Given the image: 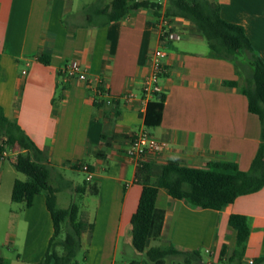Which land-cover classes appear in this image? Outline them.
I'll list each match as a JSON object with an SVG mask.
<instances>
[{
    "label": "crops",
    "instance_id": "crops-1",
    "mask_svg": "<svg viewBox=\"0 0 264 264\" xmlns=\"http://www.w3.org/2000/svg\"><path fill=\"white\" fill-rule=\"evenodd\" d=\"M210 1L224 20L243 27L264 62V0ZM149 2H161L164 15L167 0ZM93 3L0 0V106L45 152L56 168L54 176L62 175L78 194V218L88 227L81 234L77 264H140L125 258L133 246L129 222L141 193L136 164L126 156L131 136L146 130L167 142L150 159L157 165L177 161L204 168L227 161L245 171L260 142V121L248 110L234 65L212 57L189 20L167 18L178 35L172 40L160 35L159 17L151 6L132 8L102 26H88L83 10ZM158 48L166 52L157 81L163 109L160 124L148 127L143 116L155 96L143 95L142 82L151 71L150 55ZM42 56L49 58L48 64L39 60ZM74 61L87 70V81L63 74L65 65ZM13 161L0 163V190L3 176H9L10 201L13 182L20 179ZM82 164L89 166L93 178L75 185L63 172L84 174ZM20 204L9 205L4 243L9 242L13 253L8 262L0 256L7 264H36L52 235V219L43 193L34 195L29 208ZM155 209L163 215L161 234L150 238L146 248L197 251L199 260L189 264H264V185L221 210L193 208L159 188ZM231 214L246 216L250 226L240 261L231 260L236 247V230L228 224Z\"/></svg>",
    "mask_w": 264,
    "mask_h": 264
},
{
    "label": "trees",
    "instance_id": "trees-1",
    "mask_svg": "<svg viewBox=\"0 0 264 264\" xmlns=\"http://www.w3.org/2000/svg\"><path fill=\"white\" fill-rule=\"evenodd\" d=\"M104 0L84 8L83 14L88 26H102L117 21L132 8L151 6L158 18L161 5L149 0ZM164 17H178L189 20L196 31L207 42L212 57L230 61L236 74L242 79L241 91L247 98L249 112L256 114L260 121V142L248 170H240L236 163L210 162L204 168L182 165L177 161L154 164L150 161L136 165L135 179L141 185L137 208L129 222V236L135 250L144 252L142 264H165L169 255L186 256V262L199 260L197 251H187L159 246L146 248L150 238L160 237L163 215L155 209L159 188L165 189L172 199L183 200L189 206L199 209L221 210L238 196L258 191L264 185V62L254 51L243 27L221 17L218 5L210 0H167ZM43 64L49 63L47 56L39 57ZM234 84L235 82H230ZM99 90H101L99 88ZM155 99L146 104L143 123L148 127L161 122L163 94L154 93ZM99 104L96 102L95 106ZM18 150L12 162L16 171L25 179H15L11 189V201L23 203L29 208L35 194L45 195L46 208L50 213L53 232L47 249L36 264H77L76 256L81 249V234L88 227L78 218V205L71 203L68 208H57L56 193L63 187L50 181L62 180L54 176L56 168L51 166L45 152L39 149L14 120L4 114L0 106V138ZM81 166V165H80ZM82 191L84 189H81ZM91 192L96 187H90ZM228 224L236 230V247L231 260L240 261L250 226L246 216L231 214ZM264 259V257L262 258ZM239 263V262H238ZM0 264H7L0 256Z\"/></svg>",
    "mask_w": 264,
    "mask_h": 264
},
{
    "label": "built area",
    "instance_id": "built-area-1",
    "mask_svg": "<svg viewBox=\"0 0 264 264\" xmlns=\"http://www.w3.org/2000/svg\"><path fill=\"white\" fill-rule=\"evenodd\" d=\"M161 5V2H159ZM157 28L161 36L165 39L172 40L178 38V35L171 30L169 22L164 15L159 16L157 21ZM166 52L161 49H155L150 55L151 71L143 79L142 93L145 96H153L157 92V81L164 71L162 59L165 57ZM63 74L70 79H77L80 81H87V70L82 67L78 62H71L62 70ZM132 94H125L124 97H130ZM108 103L111 101L108 100ZM4 137L0 138V163L9 159L15 160L18 150L10 147ZM167 147V142L159 140L152 136L146 130H139L135 132L128 143L126 148V156L133 161L136 165L150 161L153 155L162 152ZM80 170L85 174V180L91 181L93 173L89 166L82 164ZM252 263V261H250Z\"/></svg>",
    "mask_w": 264,
    "mask_h": 264
},
{
    "label": "rangeland",
    "instance_id": "rangeland-1",
    "mask_svg": "<svg viewBox=\"0 0 264 264\" xmlns=\"http://www.w3.org/2000/svg\"><path fill=\"white\" fill-rule=\"evenodd\" d=\"M95 3L96 0H93ZM10 165L9 161L5 163ZM16 175L21 180L26 177L24 174L15 170ZM65 178L73 181L75 185L83 184L85 175L82 173L72 172L70 170L63 172ZM7 181L9 182V176H3L1 180V190H0V254L4 257L5 261H9V256L11 257L13 251L9 247V242L4 243L6 237L9 233V205L11 207H18L20 203H14L9 200V184L7 186ZM51 184L60 185L63 188L56 193V206L57 208H68L71 203H78V194L67 186L62 180L56 182L50 181ZM8 188V191H7ZM204 256V255H203ZM126 260H135L142 264L143 260H146V255L143 252H138L133 246H129L127 253L125 255ZM78 259V255L76 257ZM186 256H168L165 258V264H189L186 262Z\"/></svg>",
    "mask_w": 264,
    "mask_h": 264
}]
</instances>
